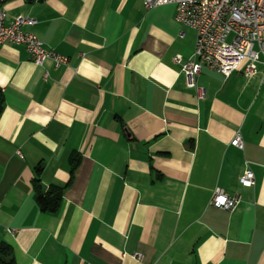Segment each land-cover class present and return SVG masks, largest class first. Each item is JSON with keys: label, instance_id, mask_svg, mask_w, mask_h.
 <instances>
[{"label": "crops", "instance_id": "0c3cea01", "mask_svg": "<svg viewBox=\"0 0 264 264\" xmlns=\"http://www.w3.org/2000/svg\"><path fill=\"white\" fill-rule=\"evenodd\" d=\"M0 7L69 58L38 66L22 45L0 50V246L16 264H264L263 66L254 78L204 66L200 100L174 62L193 55L196 32L173 4ZM247 162L252 188L239 183ZM39 165L45 190L64 188L55 214L37 203ZM216 188L240 199L233 210L211 204Z\"/></svg>", "mask_w": 264, "mask_h": 264}, {"label": "built area", "instance_id": "2783aa9c", "mask_svg": "<svg viewBox=\"0 0 264 264\" xmlns=\"http://www.w3.org/2000/svg\"><path fill=\"white\" fill-rule=\"evenodd\" d=\"M146 9L173 4L176 6L175 20L183 27L196 32V47L186 61L178 55L174 62L181 66L182 73L189 80L188 86L197 90L198 99L205 98V91L196 86L194 78L208 67L226 77L241 68L247 78L260 74L264 68V0H141ZM36 21L19 16L7 22L6 10L0 7V50L4 43L22 45L34 64L40 66L51 60L57 67L68 66L69 58L44 46L33 33L24 30ZM264 85V71L261 73ZM231 145L244 150V142L238 133ZM20 155V153H19ZM239 183L248 188L255 186V173L249 162L239 178ZM240 199L229 196L216 188L211 204L225 211L233 210ZM7 233L15 235L16 230L7 228ZM132 257L140 262L141 254Z\"/></svg>", "mask_w": 264, "mask_h": 264}, {"label": "trees", "instance_id": "16d2710c", "mask_svg": "<svg viewBox=\"0 0 264 264\" xmlns=\"http://www.w3.org/2000/svg\"><path fill=\"white\" fill-rule=\"evenodd\" d=\"M28 1L35 2V1H43V0H28ZM77 165H78V158L72 157L70 159L71 180L73 178V174ZM42 169L43 168L41 165H39L36 168V177L33 181V188L36 193L37 203L44 213L55 214L59 211L61 207L64 188L53 186L45 190L41 185V181H40V173L42 172ZM0 264H16L13 255V250L9 245L0 246Z\"/></svg>", "mask_w": 264, "mask_h": 264}]
</instances>
